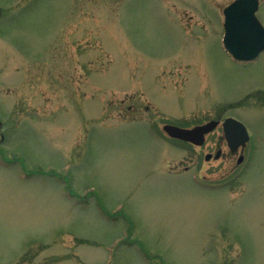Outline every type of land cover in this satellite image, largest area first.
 Returning <instances> with one entry per match:
<instances>
[{"label":"rangeland","instance_id":"rangeland-1","mask_svg":"<svg viewBox=\"0 0 264 264\" xmlns=\"http://www.w3.org/2000/svg\"><path fill=\"white\" fill-rule=\"evenodd\" d=\"M233 1L0 0V264H264V52L224 49ZM219 114L245 152L163 131Z\"/></svg>","mask_w":264,"mask_h":264},{"label":"water","instance_id":"water-1","mask_svg":"<svg viewBox=\"0 0 264 264\" xmlns=\"http://www.w3.org/2000/svg\"><path fill=\"white\" fill-rule=\"evenodd\" d=\"M258 8L259 0H236L224 9L223 44L225 50L237 61H253L264 51V26L256 17ZM215 127L214 123H209L188 130L166 125L164 130L172 138L202 145L205 135ZM224 132L232 151L249 141L245 126L235 119L225 121ZM242 160L240 157L239 163Z\"/></svg>","mask_w":264,"mask_h":264},{"label":"flooded vegetation","instance_id":"flooded-vegetation-1","mask_svg":"<svg viewBox=\"0 0 264 264\" xmlns=\"http://www.w3.org/2000/svg\"><path fill=\"white\" fill-rule=\"evenodd\" d=\"M231 59H232V58H231ZM232 60H233V59H232ZM234 62H235V61H234ZM237 63H238V62H237ZM238 64H240V65H245V64H247V63H238ZM222 112H224V111H222ZM222 112H221V113H222ZM228 118H233V119H235V120L241 122V123L246 127V125L243 123V120H242V119H238V118H236V117H234V116H232V115H230V116H225V115H223V114H219V115H217L215 118L209 119V120L206 121L205 123L198 124V125H195V126H193V127H191V128H188V129H192V128L196 127V126H202V125H205V124H208V123H214V124L216 125L215 129H213L211 132H209L207 135H205V137H204V141H203V144H202L201 146H197V145L192 144V143H188V144H191V145H193V146H195V147H203V146L206 144V140H207V138H208L212 133H214L215 131L221 129V131H222V140L225 141L226 146H227V149H228V151H229V153H230L231 155H236V154H237L239 151H241V150H242V152H245V150H246V148H247V145L249 144V142H250V140H251V133H250L249 129L246 127L247 132H248V135H249V137H250L249 142L246 143V144H244V145H242V146H240V147H238L235 151H232V149H231L230 146L228 145V141H227V139H226V135H225V132H224V123H225L226 119H228ZM164 126H165V125H164ZM164 126H163V127H164ZM164 133H165V132H164ZM165 134H166V133H165ZM216 147H217V148H216V152H215V153H212V152L210 151V152H208V153L205 154L204 158H205L206 161H212V160H216V161H217V160H219L220 158H222L224 155H227V153L224 154V150H222V148H221L218 144L216 145ZM240 157H241V156H239V158H240ZM242 157H243V156H242ZM239 158H238V159H239ZM208 188H215V187H213V185H209Z\"/></svg>","mask_w":264,"mask_h":264}]
</instances>
